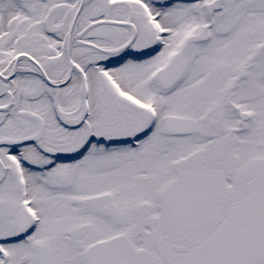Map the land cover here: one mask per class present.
Instances as JSON below:
<instances>
[{
  "label": "snow or ice",
  "instance_id": "1",
  "mask_svg": "<svg viewBox=\"0 0 264 264\" xmlns=\"http://www.w3.org/2000/svg\"><path fill=\"white\" fill-rule=\"evenodd\" d=\"M0 264H264V0H0Z\"/></svg>",
  "mask_w": 264,
  "mask_h": 264
}]
</instances>
